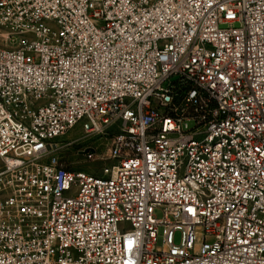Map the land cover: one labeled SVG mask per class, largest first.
Masks as SVG:
<instances>
[{"label": "built area", "instance_id": "1", "mask_svg": "<svg viewBox=\"0 0 264 264\" xmlns=\"http://www.w3.org/2000/svg\"><path fill=\"white\" fill-rule=\"evenodd\" d=\"M0 162V264H264V0H0Z\"/></svg>", "mask_w": 264, "mask_h": 264}, {"label": "rangeland", "instance_id": "2", "mask_svg": "<svg viewBox=\"0 0 264 264\" xmlns=\"http://www.w3.org/2000/svg\"><path fill=\"white\" fill-rule=\"evenodd\" d=\"M57 143L59 149L56 157L73 171L101 176L103 170L110 165L107 158L111 140L107 137H94L79 128ZM2 166L0 162V169ZM156 217L162 218V213L157 211ZM177 242H180V236L177 237Z\"/></svg>", "mask_w": 264, "mask_h": 264}, {"label": "snow or ice", "instance_id": "3", "mask_svg": "<svg viewBox=\"0 0 264 264\" xmlns=\"http://www.w3.org/2000/svg\"><path fill=\"white\" fill-rule=\"evenodd\" d=\"M129 247H131V241L129 242Z\"/></svg>", "mask_w": 264, "mask_h": 264}]
</instances>
